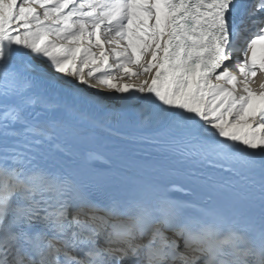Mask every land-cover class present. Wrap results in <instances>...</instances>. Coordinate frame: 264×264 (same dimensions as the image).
Here are the masks:
<instances>
[{"label": "snow or ice", "instance_id": "snow-or-ice-1", "mask_svg": "<svg viewBox=\"0 0 264 264\" xmlns=\"http://www.w3.org/2000/svg\"><path fill=\"white\" fill-rule=\"evenodd\" d=\"M258 74L264 0H0V264H264Z\"/></svg>", "mask_w": 264, "mask_h": 264}, {"label": "bare ground", "instance_id": "bare-ground-1", "mask_svg": "<svg viewBox=\"0 0 264 264\" xmlns=\"http://www.w3.org/2000/svg\"><path fill=\"white\" fill-rule=\"evenodd\" d=\"M43 62H44V61H40L39 63H36V62H35V65H36L37 68L46 71V70H47L46 67H45L46 64H44ZM41 63H43V64H41ZM39 65H41V66L44 65L45 68H44V67L40 68ZM48 71H49V70H48ZM254 79H255V81H256V83H255V85H254V88H255V90H256V89H257V86H256V85H257V84H260L262 81H264V76L258 74L257 77L254 78ZM89 83H90V84H93V83L90 82V81H89ZM81 87L84 88V86H81ZM93 92H99L100 96L105 97V99L102 101V103H101L100 105L97 106L96 111H98V112L103 111V105H111V106H114V107H116V108H120V107H121V102H120V100H119V99H115V98H116L115 95L109 96V94H108V90L105 89V88H101V89H99V90H98L97 88H95V89H93V88H91V89H89V88H84V97H85V98H88V97L90 96V94L93 93ZM105 92H107V93L105 94ZM104 94H105V95H104ZM128 116H129V120H132V119L134 118V117H133V113H132L131 111H129Z\"/></svg>", "mask_w": 264, "mask_h": 264}, {"label": "rangeland", "instance_id": "rangeland-1", "mask_svg": "<svg viewBox=\"0 0 264 264\" xmlns=\"http://www.w3.org/2000/svg\"><path fill=\"white\" fill-rule=\"evenodd\" d=\"M107 47V46H106ZM94 51H98V50H94ZM40 61H43V60H40V59H36V60H34L33 61V63L35 64V62L36 63H39ZM44 63V62H43ZM43 63H41V64H43ZM44 64H46V63H44ZM46 71H48V70H50L49 68H48V65L46 64ZM86 71H87V69H86ZM141 79H143V77L141 78ZM90 82H92L93 84H95V81L94 80H90ZM130 82H136V80H135V78H133L132 79V81H130ZM101 88H103V87H97V89L99 90V89H101ZM116 97V96H115ZM115 99H118L117 97L115 98Z\"/></svg>", "mask_w": 264, "mask_h": 264}]
</instances>
